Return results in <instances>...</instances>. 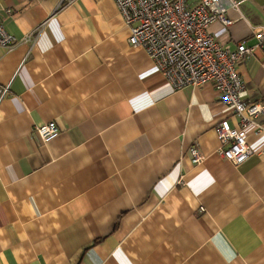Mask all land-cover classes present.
<instances>
[{
	"label": "crops",
	"instance_id": "obj_1",
	"mask_svg": "<svg viewBox=\"0 0 264 264\" xmlns=\"http://www.w3.org/2000/svg\"><path fill=\"white\" fill-rule=\"evenodd\" d=\"M235 1L208 29L250 47L264 0ZM0 24V264H264V133L219 158L213 126L237 120L211 83L172 90L113 0H0ZM262 60L235 64L244 102L264 101Z\"/></svg>",
	"mask_w": 264,
	"mask_h": 264
},
{
	"label": "built area",
	"instance_id": "obj_2",
	"mask_svg": "<svg viewBox=\"0 0 264 264\" xmlns=\"http://www.w3.org/2000/svg\"><path fill=\"white\" fill-rule=\"evenodd\" d=\"M126 29L127 41L141 48L154 63L172 90L186 86L201 88L211 83L219 101L237 120L231 125L222 119L213 126L218 142L216 155L237 167L247 161L253 151L249 132L264 133V101L244 102V83L235 70L236 62L256 49L264 51V29L253 30L255 43H243L232 49L218 44L209 32L212 23L229 27V9L239 11L235 0H113ZM14 39L0 24V46L9 47ZM264 69V60L261 61ZM9 94V86H0V102ZM33 133L41 142L54 139L59 129L51 121L34 126ZM191 162L199 164L203 155L197 147L189 150Z\"/></svg>",
	"mask_w": 264,
	"mask_h": 264
}]
</instances>
